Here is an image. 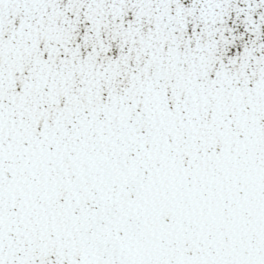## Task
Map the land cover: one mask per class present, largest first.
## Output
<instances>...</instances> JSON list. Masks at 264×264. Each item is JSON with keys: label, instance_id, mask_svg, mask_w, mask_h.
Wrapping results in <instances>:
<instances>
[{"label": "snow or ice", "instance_id": "1", "mask_svg": "<svg viewBox=\"0 0 264 264\" xmlns=\"http://www.w3.org/2000/svg\"><path fill=\"white\" fill-rule=\"evenodd\" d=\"M0 264H264V0H0Z\"/></svg>", "mask_w": 264, "mask_h": 264}]
</instances>
